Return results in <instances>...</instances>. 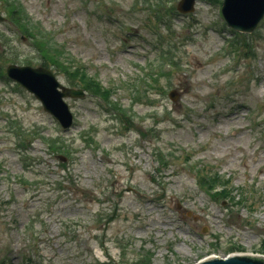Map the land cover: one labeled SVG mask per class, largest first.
<instances>
[{"label": "rangeland", "instance_id": "rangeland-1", "mask_svg": "<svg viewBox=\"0 0 264 264\" xmlns=\"http://www.w3.org/2000/svg\"><path fill=\"white\" fill-rule=\"evenodd\" d=\"M178 1L0 0V264L264 255V18ZM50 50L111 90L67 98V130L6 75Z\"/></svg>", "mask_w": 264, "mask_h": 264}, {"label": "water", "instance_id": "water-1", "mask_svg": "<svg viewBox=\"0 0 264 264\" xmlns=\"http://www.w3.org/2000/svg\"><path fill=\"white\" fill-rule=\"evenodd\" d=\"M194 2L195 0H180L177 10L183 13L193 11ZM221 12L228 26L239 32L250 33L264 16V0H223ZM3 20L4 16L0 14V21ZM6 73L34 94L42 103L43 109L52 115L63 129L72 125L73 115L66 98L83 97V89L62 84L50 69L43 66L9 64ZM169 97L175 100L176 91L171 90ZM194 264H264V255L213 256Z\"/></svg>", "mask_w": 264, "mask_h": 264}, {"label": "trees", "instance_id": "trees-1", "mask_svg": "<svg viewBox=\"0 0 264 264\" xmlns=\"http://www.w3.org/2000/svg\"><path fill=\"white\" fill-rule=\"evenodd\" d=\"M53 50H50L48 53L44 52L42 53V56L45 58L44 62H50L51 64H48V67H57L56 69L61 70L62 71V67L68 70V73L70 78H75L76 80L80 81L83 83V87L88 90L91 91L93 94H98L101 97L108 99L110 97V89H105L102 88L99 83H95V80L93 78H89L86 75L82 74L80 72L81 69L79 68H73L72 66H70V64L64 65V61L61 60L60 58H63V54L60 50H58L55 56L52 52ZM65 59L69 62V56H65ZM47 64V63H46ZM42 65H45V63H42ZM46 66V65H45ZM77 67V66H75ZM77 81V82H78ZM71 85H75V83H72ZM211 180H214L213 177H211ZM216 178H220L218 177V175L216 176ZM216 183H220L219 181H216ZM222 191H220V194L224 197L228 191H226L225 189H221ZM227 197V196H226Z\"/></svg>", "mask_w": 264, "mask_h": 264}, {"label": "bare ground", "instance_id": "bare-ground-1", "mask_svg": "<svg viewBox=\"0 0 264 264\" xmlns=\"http://www.w3.org/2000/svg\"><path fill=\"white\" fill-rule=\"evenodd\" d=\"M200 64V63H199ZM201 65V64H200ZM208 258H210V257H208Z\"/></svg>", "mask_w": 264, "mask_h": 264}]
</instances>
